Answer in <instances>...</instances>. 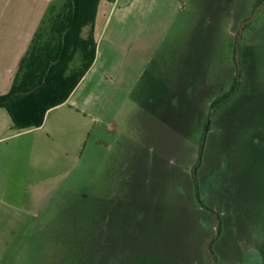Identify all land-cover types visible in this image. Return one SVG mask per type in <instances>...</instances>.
Returning a JSON list of instances; mask_svg holds the SVG:
<instances>
[{"label": "rangeland", "instance_id": "374dc122", "mask_svg": "<svg viewBox=\"0 0 264 264\" xmlns=\"http://www.w3.org/2000/svg\"><path fill=\"white\" fill-rule=\"evenodd\" d=\"M173 12L139 78L97 84L106 118L55 110L68 122L62 177L35 166L3 180L2 201H67L68 232L82 233L67 234L66 264H264V0ZM55 25L31 45H54Z\"/></svg>", "mask_w": 264, "mask_h": 264}, {"label": "crops", "instance_id": "0c3cea01", "mask_svg": "<svg viewBox=\"0 0 264 264\" xmlns=\"http://www.w3.org/2000/svg\"><path fill=\"white\" fill-rule=\"evenodd\" d=\"M67 2L0 0V95L9 91L42 24L61 20ZM177 5L178 0L97 1L91 29L93 59L67 99L50 108L40 126L25 130L15 129L7 111L0 108V191L4 179L13 183L19 171L29 167H42L54 178L66 173L68 122L55 110L66 106L71 123L79 121L78 116L106 118L107 104L92 100L97 84L115 71L130 83L139 78L154 62L165 21ZM82 29L87 37L89 25ZM150 66L156 73V63ZM23 136L30 141L22 142ZM74 144L79 145V138ZM44 195L41 199L46 200L50 193ZM11 200L0 199V264H66L67 234L82 233L81 227L68 232L67 201Z\"/></svg>", "mask_w": 264, "mask_h": 264}, {"label": "trees", "instance_id": "16d2710c", "mask_svg": "<svg viewBox=\"0 0 264 264\" xmlns=\"http://www.w3.org/2000/svg\"><path fill=\"white\" fill-rule=\"evenodd\" d=\"M97 1L68 0L67 12L54 26L56 43L39 50L30 45L9 91L0 95V108L7 111L15 129L40 126L46 112L67 99L91 64L94 55L91 29ZM86 24L89 31L83 38L80 31ZM76 52L82 55L80 71L70 66Z\"/></svg>", "mask_w": 264, "mask_h": 264}]
</instances>
